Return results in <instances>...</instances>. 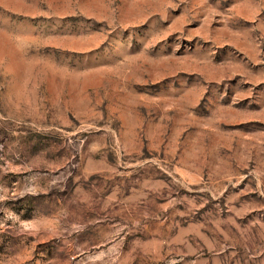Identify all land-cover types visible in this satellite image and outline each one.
<instances>
[{
	"label": "rangeland",
	"instance_id": "1",
	"mask_svg": "<svg viewBox=\"0 0 264 264\" xmlns=\"http://www.w3.org/2000/svg\"><path fill=\"white\" fill-rule=\"evenodd\" d=\"M0 264H264V0H0Z\"/></svg>",
	"mask_w": 264,
	"mask_h": 264
}]
</instances>
